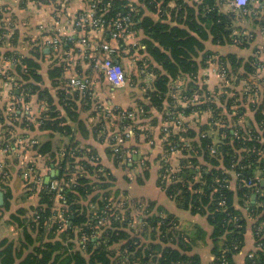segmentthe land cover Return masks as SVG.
Masks as SVG:
<instances>
[{"label": "trees", "instance_id": "16d2710c", "mask_svg": "<svg viewBox=\"0 0 264 264\" xmlns=\"http://www.w3.org/2000/svg\"><path fill=\"white\" fill-rule=\"evenodd\" d=\"M88 1L94 16L104 21L102 34L111 31L116 19L129 15L126 35L134 36L139 49L130 48L125 56L137 53L140 79L151 78V85L137 99L141 112L121 106L97 109L90 94L62 85L67 66L54 61L46 69L52 86H58L54 96L51 84L45 85L43 79L42 47L21 55L3 50L6 30L0 9V67L6 59L13 65L0 69V81L10 82L15 93L9 104L0 102V148L7 152L26 145L45 157V166L58 168L50 179L62 181L61 189H54L44 180L36 204L10 213L8 222L22 234L18 241L0 238V263L203 264L192 249V236L179 227L176 216L163 213L152 199L132 197L128 188L114 187L116 177L98 158L97 148L77 137L103 142L111 130L108 124L116 123L120 129L115 138H123L118 145L122 149L108 151L110 159L115 165L123 162V168L139 165L143 175L134 180L141 183L149 178L152 162L135 160L124 151L151 143L149 154L155 157L153 164L158 161V186L178 208L206 216L214 256L210 264H234L249 235L253 249L245 264H264V46H253L247 57L206 48L208 41L251 47L255 33L246 31L241 21L252 18L264 30V0H249L245 10L232 6L233 0ZM82 29L90 34L89 41L97 40L94 28ZM82 29L76 28V35ZM47 34L53 33L41 35ZM60 39L57 48L62 51L66 46L78 48ZM211 64L219 76L213 90L202 75ZM34 95L44 103L35 120L22 113V104ZM154 109L161 116H153ZM128 112L131 116L123 115ZM125 125L132 130L129 137L122 129ZM23 129L38 132L37 137L18 142L17 137L28 136ZM55 133L67 138L61 147H55ZM117 141L110 139L112 144ZM22 168L32 177H43L36 164L24 163ZM7 171V165H0L5 199L0 206L6 210L12 198L5 184ZM249 178L254 179L252 185L245 183ZM28 180L24 182L29 187ZM252 194H256L253 203Z\"/></svg>", "mask_w": 264, "mask_h": 264}, {"label": "crops", "instance_id": "0c3cea01", "mask_svg": "<svg viewBox=\"0 0 264 264\" xmlns=\"http://www.w3.org/2000/svg\"><path fill=\"white\" fill-rule=\"evenodd\" d=\"M231 5L233 6L232 3ZM91 6L92 4L90 5V7ZM0 9H3V18L1 19V21H3V25L6 30V33H4L5 40L2 44L3 50L10 49V51L13 50L17 52L18 55H21L20 53L30 54L32 51H36L37 49L34 48L35 46L39 45L40 47H42V50L45 53L44 60L42 61V73L44 75L43 79L45 85L50 86L51 84L49 78L46 75V69H49L55 61L64 66H67L66 72L68 74L62 80V85H64L65 87L71 90H75L69 84V78L73 75L87 78L91 81V90L90 92H88V94H90V99L93 100L94 105L97 101V109L108 110L116 106H121L124 108L134 107L136 110L140 109L137 99L142 98L146 93L147 88L151 85V78H147L143 81L142 79H140V72L137 71V67L135 64L136 58L134 56L137 53L130 55L129 57L125 56L126 52L129 51L130 48H133L135 52L139 49L137 48V40L134 39V36H127V38H123L122 36L114 37L111 31L107 35H105V31V33L102 34L103 30L95 28L88 24L83 26H76L75 23L77 20H79L80 15L93 13V10L89 8L88 0H26L24 2H22V0H0ZM241 22L244 28L247 29L246 31L255 33V38L251 44V47L240 48L239 46H236L234 44L215 45L208 41L206 42V48L211 49L219 54L234 52L238 55L247 57L252 54L253 48L255 46H264V30H261L259 26L253 22L252 18ZM86 27H92L95 29V34L97 35L95 37L98 41L94 40V42H92V40H88L89 33H86V30L82 29ZM76 28L82 29V31L78 35H76ZM43 31L53 33V35H57L59 38L63 37L64 40L65 37L69 35L75 37V39L84 38L86 43L82 44L74 41L73 45H76L78 48L66 46L65 51H62L61 48H57V46L53 47L48 43L49 34L41 35ZM139 33L141 35V32ZM14 36H16V38H14ZM105 37H109L110 41L107 42ZM103 44H108L110 47L115 48L119 52L117 55L115 54L114 57L118 58V55L120 56L117 62L120 63L126 70L125 74L127 77L125 85L123 87H113V85H111V83L106 78L105 74L96 69L92 64V60L96 56L101 57L102 52L97 47ZM12 66L13 65L11 61L4 62V67L8 68ZM213 66L214 64H211L206 67V71L202 70V75L206 76L205 79L207 81L209 89L211 90L217 87L219 79L217 69ZM11 79H14V77L12 76ZM56 85L52 86L51 84L49 89V92L54 96H56V93L59 92V90H57L58 86ZM0 88L1 104H9L12 101L11 99L15 98L13 87H11V84L8 81H0ZM15 92L18 93V91ZM29 99L30 100L28 102H24L22 104V113L27 115V118H32L33 120H35L39 112L43 110L44 103L37 99L35 95L31 96ZM13 108L14 107L12 106L9 107V111H7V113H10ZM84 113L85 112H83L82 114ZM152 115L161 116V112L154 109L152 111ZM94 120V116H91L89 118L90 122ZM108 126V130H111L107 135H111L112 137L110 139H115V141H117L115 136L117 135L120 126L116 123H109ZM22 132H27L28 136L17 137V140L20 143L23 141V139L25 141L26 139H33L34 137L36 138L38 133L36 131L29 132L25 129H23ZM41 136L42 135H40L39 137ZM108 136L104 138L103 142H100L99 140L94 138H90L87 140L80 134L77 135L82 144L86 145V143H90L97 148L99 152L98 158L101 159V162L105 166L111 169L115 177L119 175L129 176V174L125 171L127 167L123 168V166H121L123 162L121 164L115 165L114 160L110 159L111 154L109 155L108 151L111 152L112 150L113 152L118 153V151H121L122 149H119L120 147L118 145L122 146V144L120 143V141L114 142L112 144ZM53 140L55 142V147H61L67 142V138L58 133L54 134ZM150 144L151 143H146L141 145L139 150L128 149L124 151V153L126 154H128L127 152L131 151V154L133 156H136L135 160H140L143 157V159H149L152 163L150 166V175L148 179H144L143 182L138 183L136 182V180H134V177L129 176L130 179L133 180L129 182L130 184L126 183V186L121 187V189L128 188V194L132 197H146L150 200L152 199L156 206L162 207L163 213L175 215L179 221V227L184 231L190 233V235L192 236L191 240H193V251L199 254L203 264H210L214 259V256L211 253V227L207 222L206 216H202L200 214H192L189 210L178 208L175 201L169 198L161 189V187L158 186V169L156 166L158 165V161H155L156 165L153 164L155 157L152 155V153L149 154L150 150L148 146ZM14 149L16 148L12 146L7 150V152H5L0 148V165L5 164L8 167V177H5L7 178L5 180V184L10 187V192L12 195L8 210L1 208L0 206V238L6 237L8 239H14L15 241H18V237L16 238V236H18V229H16L14 224L8 222L9 215L18 207H29L36 204L38 200L37 195L35 196L33 201L28 200L27 202L25 200V175L22 168L24 163H29L31 165L32 163L33 165L36 164V167L43 175L45 180L46 177L52 178V171L58 169L45 166L44 164L46 163L43 162L45 161V157L36 155L32 150L26 148V145L21 146L15 151ZM138 155H140V157H137ZM124 161L127 162V159L125 158ZM129 164L131 165V162ZM11 166L13 167V169ZM135 167H138L136 168L139 171L138 175L142 176V168L139 165H136ZM4 202L5 199L3 197V204ZM198 229H201V231H198ZM252 249L253 238L252 235H249L245 246L239 253L234 256V264H245V256L247 252Z\"/></svg>", "mask_w": 264, "mask_h": 264}, {"label": "built area", "instance_id": "2783aa9c", "mask_svg": "<svg viewBox=\"0 0 264 264\" xmlns=\"http://www.w3.org/2000/svg\"><path fill=\"white\" fill-rule=\"evenodd\" d=\"M249 0H233L232 4L234 7L237 9H244L248 5ZM258 7L262 8L263 3H259ZM130 18L129 15L120 17L114 21V25L111 28V33L114 37H121V36H128L126 34L130 33L127 29V25L129 24ZM103 20H100L98 17L94 16V13H87V14H82L80 15L79 20L76 21L75 25L76 26H83V25H91L95 28H100L103 25ZM52 35V36H50ZM61 39L57 35L49 34L48 36V43L52 45L53 47H56ZM65 41H71L74 42L76 41L77 43H82L85 44L86 41L84 38H78L75 39V37L69 35L65 37ZM101 52L102 55L101 57L96 56L93 59V66L98 69L99 71L103 72L108 79V81L113 85V87L120 88L125 85L126 82V74L124 71V68L122 65L116 61H114V55L117 53V50L113 47H110L108 44H103L97 47ZM9 61V59H6V62ZM4 68L3 66L0 67V69ZM221 76H224V71H222ZM69 84L70 86L75 89L79 90L83 93H88L91 90V81L87 78L79 77L77 75H73L69 78ZM108 116H110V113H107ZM123 115L129 117L131 116V113H123ZM122 129L125 131V137H129L132 135V130L127 129L126 125L122 126ZM118 141L123 142V138L120 137L118 138ZM131 154V151H129ZM134 153V151H133ZM61 156V154H60ZM58 169V168H57ZM24 177L26 179H29L32 183L33 188L34 187H40L45 180L44 177L41 175H34L32 177V174L29 171L24 172ZM253 178H249L245 183L247 185H252L253 184ZM50 181V180H48ZM45 182H47L45 180ZM62 182V181H61ZM61 182L57 180H51L50 181V186L51 188H60L61 189ZM251 256V255H249Z\"/></svg>", "mask_w": 264, "mask_h": 264}, {"label": "rangeland", "instance_id": "374dc122", "mask_svg": "<svg viewBox=\"0 0 264 264\" xmlns=\"http://www.w3.org/2000/svg\"><path fill=\"white\" fill-rule=\"evenodd\" d=\"M12 167V166H11ZM136 168H138V167H133V168H127V169H125V171L129 174V176L131 177H134V179H135V177L138 175V173H139V171L136 169ZM12 169H13V167H12ZM129 176H121V175H119V176H117L116 177V181H115V184H114V187H116V188H118V189H121V187H125L126 186V183L127 184H130V183H128V181H132L131 179H130V177ZM129 178V179H128ZM128 179V180H127ZM50 181H51V179H49ZM39 188L40 187H38V185H37V187L36 188H33V186L31 185V186H29L28 187V185L26 184V182L24 183V189L25 190H29V192H27L26 193V201L28 202V200L29 201H33L34 200V198H35V196L37 195V193H38V190H39ZM16 227V226H15ZM16 229H18V236H16V238L18 237V239L21 237V234H22V230L20 229V228H17L16 227Z\"/></svg>", "mask_w": 264, "mask_h": 264}, {"label": "water", "instance_id": "95a60500", "mask_svg": "<svg viewBox=\"0 0 264 264\" xmlns=\"http://www.w3.org/2000/svg\"><path fill=\"white\" fill-rule=\"evenodd\" d=\"M137 157H140V155H138ZM133 158L135 159L136 156L134 155ZM58 173V170H54L52 171V176L56 175ZM50 179V177H46V180L48 181ZM262 184L264 185V179H261ZM256 199V194H252L251 196V203L255 202ZM3 204V193L0 191V205ZM1 264V263H0Z\"/></svg>", "mask_w": 264, "mask_h": 264}]
</instances>
